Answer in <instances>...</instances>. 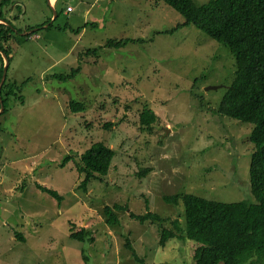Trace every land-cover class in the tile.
I'll list each match as a JSON object with an SVG mask.
<instances>
[{
	"label": "rangeland",
	"instance_id": "374dc122",
	"mask_svg": "<svg viewBox=\"0 0 264 264\" xmlns=\"http://www.w3.org/2000/svg\"><path fill=\"white\" fill-rule=\"evenodd\" d=\"M0 8L32 33L5 43L14 90L0 114V264H195V241L163 246V226L131 213L157 212L173 228V219L185 223L184 205L166 195L259 202L254 124L217 111L236 71L224 43L193 24L175 28L185 18L161 0H0ZM126 37L140 42L107 44ZM5 62L0 51V69ZM78 65L75 77L53 76ZM146 108L158 115L150 129L141 122ZM96 141L116 153L109 174L84 188L79 163ZM115 203L126 207L112 226L104 207ZM83 228L94 241L71 237Z\"/></svg>",
	"mask_w": 264,
	"mask_h": 264
},
{
	"label": "trees",
	"instance_id": "16d2710c",
	"mask_svg": "<svg viewBox=\"0 0 264 264\" xmlns=\"http://www.w3.org/2000/svg\"><path fill=\"white\" fill-rule=\"evenodd\" d=\"M161 1H165L184 16V22L175 28L181 25H196L212 38L228 46L235 55V76L217 111L254 124L249 135V139L256 146L251 157L250 176L252 192L258 197L259 202L248 203L243 200L225 202L192 192H178L166 195L165 199L169 202L183 203L185 223L176 218L172 220L174 227L168 228L165 222L169 218L157 212L148 211L138 214L132 212L131 215L142 222L157 221L163 226L160 238L163 246L173 237L195 241L197 243L194 253L195 264L262 263L264 260V0H208L202 4H198L196 0ZM8 3L3 1L2 7ZM0 19L6 21L0 22V51L9 55L11 49L5 46L6 42L18 35L27 38L32 33L21 34L23 30L12 24V21L4 15L3 8H0ZM46 22L36 26L41 29ZM84 26L75 31L80 32ZM48 27H54L52 22ZM58 27L67 29L69 25ZM175 28L166 31L174 32ZM130 41L140 42L139 39L126 37L118 40L111 38L107 44L121 47ZM97 49L88 48L86 53H95ZM80 69L81 65H78L68 73H54L53 76L67 80L75 77ZM3 71L4 64L0 69V81ZM13 90V83L6 79L1 90L5 108L0 114L6 112L7 94ZM21 98H24L23 95ZM70 102L74 111L84 110L83 102L77 100ZM1 106L0 100V108ZM157 116L153 109L146 108L141 112V122L150 129ZM115 153V149L104 141H96L86 149L79 163L80 171L85 173L82 187L87 188L95 177L101 178L109 174ZM146 171L145 169L144 172ZM39 185L41 189L48 191L59 200L63 199V195L57 189ZM125 207L126 205L120 203H115L113 206L106 205L104 212L108 223L112 226L118 224L120 219L117 210ZM20 237L24 239L22 234ZM71 237L81 241L95 240L92 232L86 228L80 231L72 230Z\"/></svg>",
	"mask_w": 264,
	"mask_h": 264
},
{
	"label": "water",
	"instance_id": "95a60500",
	"mask_svg": "<svg viewBox=\"0 0 264 264\" xmlns=\"http://www.w3.org/2000/svg\"><path fill=\"white\" fill-rule=\"evenodd\" d=\"M0 20H2V22H5L3 19H0ZM32 30H34V29H32ZM0 50H1V48H0ZM4 54L6 56V62L4 64V71H3V75H2V78H1V81H0V100H1V105H2L1 106V111H3L4 108H5L4 102H3L2 96H1V90H2L3 84H4V82L6 80V77H7V70H8V65H9V56L6 53H4ZM217 87L218 86H209L208 88H217Z\"/></svg>",
	"mask_w": 264,
	"mask_h": 264
},
{
	"label": "bare ground",
	"instance_id": "6f19581e",
	"mask_svg": "<svg viewBox=\"0 0 264 264\" xmlns=\"http://www.w3.org/2000/svg\"><path fill=\"white\" fill-rule=\"evenodd\" d=\"M50 24V22H48L47 24H45L46 26H48ZM35 29V28H34ZM36 29H37V27H36ZM31 30H27V32H21V33H25V34H27V33H29Z\"/></svg>",
	"mask_w": 264,
	"mask_h": 264
},
{
	"label": "crops",
	"instance_id": "0c3cea01",
	"mask_svg": "<svg viewBox=\"0 0 264 264\" xmlns=\"http://www.w3.org/2000/svg\"><path fill=\"white\" fill-rule=\"evenodd\" d=\"M50 4L54 5L56 2H58V0H49Z\"/></svg>",
	"mask_w": 264,
	"mask_h": 264
},
{
	"label": "clouds",
	"instance_id": "9594fccd",
	"mask_svg": "<svg viewBox=\"0 0 264 264\" xmlns=\"http://www.w3.org/2000/svg\"><path fill=\"white\" fill-rule=\"evenodd\" d=\"M5 21V20H4ZM6 22V21H5Z\"/></svg>",
	"mask_w": 264,
	"mask_h": 264
}]
</instances>
